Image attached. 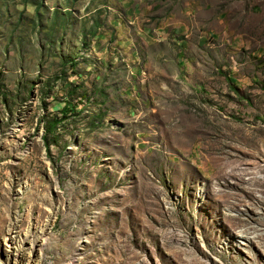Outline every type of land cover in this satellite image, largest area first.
I'll list each match as a JSON object with an SVG mask.
<instances>
[{
	"label": "rangeland",
	"instance_id": "obj_1",
	"mask_svg": "<svg viewBox=\"0 0 264 264\" xmlns=\"http://www.w3.org/2000/svg\"><path fill=\"white\" fill-rule=\"evenodd\" d=\"M11 238L264 264V0H0V264Z\"/></svg>",
	"mask_w": 264,
	"mask_h": 264
},
{
	"label": "bare ground",
	"instance_id": "obj_2",
	"mask_svg": "<svg viewBox=\"0 0 264 264\" xmlns=\"http://www.w3.org/2000/svg\"><path fill=\"white\" fill-rule=\"evenodd\" d=\"M39 240H40V236L37 234L33 238L31 236H28L26 238V242L32 244V247L30 248L29 254H33L35 251H37V247L39 246ZM10 242H11L12 248L14 249V252L19 253V255L16 254V258H15L17 261L16 264H22V262H23V259H22L23 258L22 257L23 251L21 250L22 247L19 246V242L13 238L10 239ZM18 256H19V259L17 260ZM34 263H35V261L30 262V264H34Z\"/></svg>",
	"mask_w": 264,
	"mask_h": 264
},
{
	"label": "trees",
	"instance_id": "obj_3",
	"mask_svg": "<svg viewBox=\"0 0 264 264\" xmlns=\"http://www.w3.org/2000/svg\"><path fill=\"white\" fill-rule=\"evenodd\" d=\"M57 121L56 119H53L50 123H48L47 130L51 131V129L56 125Z\"/></svg>",
	"mask_w": 264,
	"mask_h": 264
}]
</instances>
